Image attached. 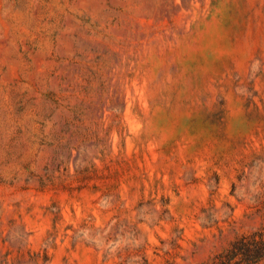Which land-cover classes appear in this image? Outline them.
I'll return each instance as SVG.
<instances>
[{
  "label": "rangeland",
  "instance_id": "374dc122",
  "mask_svg": "<svg viewBox=\"0 0 264 264\" xmlns=\"http://www.w3.org/2000/svg\"><path fill=\"white\" fill-rule=\"evenodd\" d=\"M0 264H264V0H0Z\"/></svg>",
  "mask_w": 264,
  "mask_h": 264
}]
</instances>
